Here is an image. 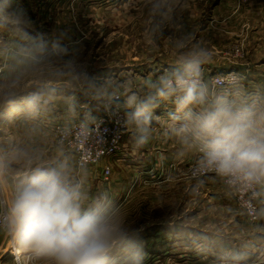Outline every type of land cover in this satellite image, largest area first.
<instances>
[{"label":"rangeland","instance_id":"374dc122","mask_svg":"<svg viewBox=\"0 0 264 264\" xmlns=\"http://www.w3.org/2000/svg\"><path fill=\"white\" fill-rule=\"evenodd\" d=\"M194 47L208 52L209 104L264 108V0L0 1V134L17 133L15 150L25 160L23 169L0 163L1 185L9 180L16 191L33 167L64 166L82 186L85 209L101 208L113 226L106 264H264V236L262 244L248 234L251 218L264 221L263 176L258 184L221 176L202 166L195 144L178 152L177 163L167 162L170 104L156 110L157 132L139 150L121 123L129 110L125 86L143 94ZM72 120L118 121L119 149L80 166L56 131ZM5 232L0 248L10 242L0 264H45Z\"/></svg>","mask_w":264,"mask_h":264},{"label":"clouds","instance_id":"9594fccd","mask_svg":"<svg viewBox=\"0 0 264 264\" xmlns=\"http://www.w3.org/2000/svg\"><path fill=\"white\" fill-rule=\"evenodd\" d=\"M208 52L194 47L146 84L143 94L125 86L129 109L121 121L134 151L154 138L156 110L171 105L166 133L202 150L201 164L221 176H264V108L208 103L204 66ZM82 186L62 165H37L12 197L6 227L18 250L45 264H106L113 226L101 208L85 209Z\"/></svg>","mask_w":264,"mask_h":264},{"label":"built area","instance_id":"2783aa9c","mask_svg":"<svg viewBox=\"0 0 264 264\" xmlns=\"http://www.w3.org/2000/svg\"><path fill=\"white\" fill-rule=\"evenodd\" d=\"M225 81L224 77H220L215 85L221 88ZM56 131L59 142L75 152L80 166L101 162L116 153L123 137V130L118 121L105 123L103 120L91 122L72 120L68 125H58ZM105 173L107 175L111 173L110 165H106ZM254 182L255 184L262 182V177ZM2 207H4L2 213L6 218L5 204H2ZM257 208L255 200L248 201V210L252 217H256Z\"/></svg>","mask_w":264,"mask_h":264},{"label":"crops","instance_id":"0c3cea01","mask_svg":"<svg viewBox=\"0 0 264 264\" xmlns=\"http://www.w3.org/2000/svg\"><path fill=\"white\" fill-rule=\"evenodd\" d=\"M0 1L3 2L4 0H0ZM12 110H13V108H12ZM16 135H17V133L14 130H11L9 132H5L3 134H0V163L2 164L3 168L23 169L24 166H25V164H24L25 160L19 159L18 157L20 156V154H18L19 152H17L15 150V146L18 145V140H16V138L14 137ZM188 146H189V144L188 145H182V144H180V142L177 139L172 137V141L169 143L170 152L166 154V156H167L166 161L167 162H175V163H177L178 160L176 158L178 157V152L181 151L182 153H184V151H188ZM157 163L159 164V162H157ZM186 163H188V160L186 161ZM26 172L27 171H25L23 173L24 174V175H22L23 178L27 176ZM263 178H264V176H263ZM8 182H9L10 187H11L12 186V182L9 181V180H8ZM8 182H4L6 184V186H5L6 191L5 190L4 191L6 192L5 202H6V205H7V209H8V206H9V203H10L12 197L14 196V194L16 192V191H10L9 190ZM5 188L3 187V189H5ZM1 209H2V207L0 205V218L2 216ZM251 220H252V222H253L255 227H253L252 232L248 233V234H251V236H250L251 238L250 239L254 240L257 243L262 241V244H263V238L262 237L264 236V234H262V232H264V221H262L261 219L253 220L252 218H251ZM5 231H6L5 227L4 228H0V234H2V232H3L4 233V238L6 236V232ZM9 242L10 241H9V237H8L7 241H6V244H5V247L0 248V251L5 249L8 246ZM0 246H1V244H0ZM258 257H259V255L255 259H253L252 262H256L259 259ZM0 260L2 261L1 255H0ZM262 261L263 260H259V262H262Z\"/></svg>","mask_w":264,"mask_h":264},{"label":"bare ground","instance_id":"6f19581e","mask_svg":"<svg viewBox=\"0 0 264 264\" xmlns=\"http://www.w3.org/2000/svg\"><path fill=\"white\" fill-rule=\"evenodd\" d=\"M0 187H1V181H0ZM0 193L2 194V197H3L4 203H5V211H6V214H7V205H6V202H5L6 195H5V193L3 192L2 187H1V192H0ZM21 258H22V257H21Z\"/></svg>","mask_w":264,"mask_h":264}]
</instances>
